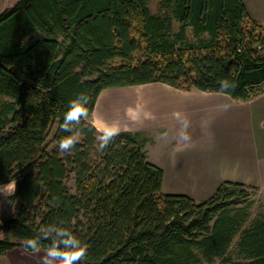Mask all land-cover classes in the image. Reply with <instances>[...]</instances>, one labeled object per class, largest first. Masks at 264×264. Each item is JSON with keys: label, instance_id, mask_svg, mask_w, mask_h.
Returning <instances> with one entry per match:
<instances>
[{"label": "trees", "instance_id": "obj_1", "mask_svg": "<svg viewBox=\"0 0 264 264\" xmlns=\"http://www.w3.org/2000/svg\"><path fill=\"white\" fill-rule=\"evenodd\" d=\"M154 1L156 14L150 0H17L0 13V186L13 184L0 258L33 253L23 241L62 221L87 246L81 264H264L258 188L224 182L204 202L167 195L144 133L97 151L88 120L75 133L58 126L70 100L86 96L90 117L111 88L264 94V29L241 0ZM70 134L80 141L61 154Z\"/></svg>", "mask_w": 264, "mask_h": 264}, {"label": "crops", "instance_id": "obj_2", "mask_svg": "<svg viewBox=\"0 0 264 264\" xmlns=\"http://www.w3.org/2000/svg\"><path fill=\"white\" fill-rule=\"evenodd\" d=\"M241 1L264 29V0ZM120 89L126 90L110 94ZM225 104L230 105L226 111ZM174 111L190 122L189 142L176 139ZM90 117L98 127L115 124L120 132H142L149 138L147 159L162 170L164 194L204 202L220 184L232 182L258 188L264 201V94L241 102L162 83L111 88L99 94ZM164 132L168 139H158Z\"/></svg>", "mask_w": 264, "mask_h": 264}, {"label": "clouds", "instance_id": "obj_3", "mask_svg": "<svg viewBox=\"0 0 264 264\" xmlns=\"http://www.w3.org/2000/svg\"><path fill=\"white\" fill-rule=\"evenodd\" d=\"M220 90L226 92L234 87V84L228 80L219 82ZM87 97L78 95L69 101L67 110L63 115V120L59 123L61 131L66 133H75L82 121H87L89 118L88 108L86 106ZM230 105L225 104L223 109L226 111ZM172 118L177 122L179 127L176 129V139L181 142H189L190 136L188 128L190 122L186 115L180 111H174ZM95 127V125H94ZM97 136V151H103L119 135L121 129L115 124H103L96 127ZM160 140H167L168 133L164 132L158 137ZM80 137L77 134H70L62 137L57 142V150L61 154H68L79 143ZM60 225H49L41 230V235L36 238L25 239L22 246L26 249H31L34 252L40 251V240H50V244L45 249V254L42 257V264H81L87 255V246L71 231Z\"/></svg>", "mask_w": 264, "mask_h": 264}, {"label": "rangeland", "instance_id": "obj_4", "mask_svg": "<svg viewBox=\"0 0 264 264\" xmlns=\"http://www.w3.org/2000/svg\"><path fill=\"white\" fill-rule=\"evenodd\" d=\"M17 0H0V13L6 9H9L14 5ZM149 7L152 13H158L157 3L154 0H150ZM134 89V88H133ZM126 89H120L118 91H112L110 94H118ZM101 102V101H100ZM90 124L95 128L98 127L96 123H92V117L88 118ZM51 139V135L48 141ZM53 145L49 146V149L53 148ZM154 147L152 149L149 148L150 157L153 153ZM69 189L73 191V180H70L68 183ZM13 185L7 184L4 186H0V215H5L8 213V202L7 197L12 193ZM3 238L2 234H0V240ZM45 251L40 250L38 252L29 253L25 251L23 248H16L13 251L8 252L4 257L0 258V264H42V257L44 256Z\"/></svg>", "mask_w": 264, "mask_h": 264}]
</instances>
